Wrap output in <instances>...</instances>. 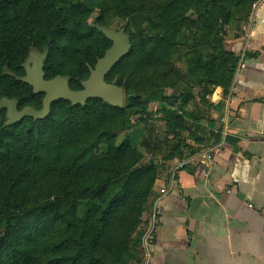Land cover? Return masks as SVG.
<instances>
[{"label": "trees", "instance_id": "1", "mask_svg": "<svg viewBox=\"0 0 264 264\" xmlns=\"http://www.w3.org/2000/svg\"><path fill=\"white\" fill-rule=\"evenodd\" d=\"M91 1L0 0V99H16L18 110L25 106L41 108L43 94L32 95L31 88L20 81L24 74L23 64L28 62L30 52H45V79L56 75L69 76V86L72 90L82 88V81L89 76V66L94 67L97 59L111 46L109 39L99 35L101 51L92 58L84 57L82 67L77 71L75 63L79 60L80 51L95 40V29L99 26L95 22L85 23L84 13L94 7L100 8L101 14L108 10L124 11L132 2ZM181 1L150 0L157 6L160 14L163 10L170 12L177 8ZM254 1L233 0L231 7L241 20ZM165 16L160 17L166 21L174 17ZM181 18L170 23L169 28L172 29V24L181 22ZM230 18L231 13L226 14L223 21L217 22L210 45L208 43L210 50L207 57L200 54L189 59V77L184 75L177 78L179 81L185 80L186 89L177 95L169 96L168 100L164 97L159 102L158 111L163 114L166 134L171 132L176 137L179 133H191L200 129L197 123L186 120V115L190 114L182 110L187 102L194 100L195 93L191 91L194 86L200 87L197 95L201 102H204L206 95L216 87L222 89L223 96L229 93L238 57L223 45L220 26ZM174 37L172 32L169 35L161 34L142 53H134L130 49L109 71L105 80L114 71L122 73L129 69L131 75L141 78L146 70L145 66L154 60L157 63L162 55L169 56L171 51L168 48L174 44ZM136 56L137 59L133 60ZM247 56H250V53ZM50 67L58 69L51 77L47 76L46 70ZM173 80L175 79L169 84L176 88L178 81ZM145 82L144 79L143 84ZM116 85L123 84L117 81ZM160 86L162 85L154 81L146 89ZM125 88L127 93L133 94L130 86ZM24 90H28L33 99H37V103L27 102L29 99L25 97ZM129 100L132 101L130 106L135 104L144 108L145 100L140 95H130ZM98 104L101 105V110H92ZM96 111L102 113L104 123L107 122L106 118L124 116L122 108L100 99H89L85 105L74 106L68 101L56 100L51 103L50 113L45 119L34 120L25 117L15 124L6 123L5 108L0 111V264L100 263V260L94 257L96 238L85 242L74 235L77 220H90L88 222L96 226L98 235H102L110 225L113 214L122 211L140 195L146 173L156 166L135 165L136 167L129 168L132 162L125 161L124 158L127 154L137 153L136 148L127 140L119 146L113 142L115 132L122 128V123H115L112 127L110 125L104 133L99 132L100 129L96 128L98 122L95 121H100L97 119L100 113ZM199 118L196 114L193 120ZM90 136H93L92 140ZM216 138L218 139V136ZM101 140L106 141L107 150L96 154L95 148ZM184 142L185 139L182 138L172 142L164 141V160L191 156L196 148L183 150ZM121 158L125 161L122 166L119 165ZM62 168L78 173L85 172L87 177L88 170H94L97 177L90 181L86 177L81 183L85 184V188L88 184L87 188L93 193L81 196L68 193L61 199L50 200L27 197L31 183H42V178L38 177L51 171H61ZM105 172L110 175H105ZM121 176L124 178L120 179ZM48 230L51 233L48 234ZM34 231L37 233H33ZM74 245L78 246L77 250L73 248Z\"/></svg>", "mask_w": 264, "mask_h": 264}, {"label": "crops", "instance_id": "2", "mask_svg": "<svg viewBox=\"0 0 264 264\" xmlns=\"http://www.w3.org/2000/svg\"><path fill=\"white\" fill-rule=\"evenodd\" d=\"M250 19L225 40L238 57L229 93L216 87L187 111L200 129L180 135L199 154L162 162L171 175L151 193L159 225L148 264H264V0ZM158 151L166 154L164 144Z\"/></svg>", "mask_w": 264, "mask_h": 264}, {"label": "rangeland", "instance_id": "3", "mask_svg": "<svg viewBox=\"0 0 264 264\" xmlns=\"http://www.w3.org/2000/svg\"><path fill=\"white\" fill-rule=\"evenodd\" d=\"M97 1L92 0L91 2L94 3ZM258 1L255 0L251 3L246 16L241 20L234 13V8L231 7L233 0H182L177 6L178 9L174 8L170 12L163 10L161 14L157 6L150 2V0H132L130 6L124 11L120 10L121 12L116 9L114 11H104L101 14L100 8L94 7L92 10L84 13L83 20L85 23L95 22L99 26L95 29V40L87 46L82 47L80 51L79 60L75 63V65L77 64V71L82 67L84 57L88 56L92 58L101 51V43L98 40V36L102 34L107 39L102 32L103 30H122L129 40L130 49L134 53H142L161 34L168 33L169 35L172 32L175 36L173 39L174 44L169 45L168 48L171 51V53L169 52V56L163 57L162 55L161 60L159 58L157 63L154 60L150 65L145 66V68L143 67L146 70H144L141 78L138 75H131V69H129L122 73L114 71L105 80L106 83L116 85L117 81H121L123 84L120 87L124 91V105L121 107L123 110L122 115L124 116L122 117L120 115L121 117H115L113 119L111 117L106 118L107 122L104 123L102 121L104 116L99 111H96V113H100L97 118L100 121H95L98 122V127L96 128L100 129L99 132L104 133L110 125L112 127L115 123H122V128L115 132L113 142L119 146L127 140L136 148L137 153L127 154L124 158L125 161L132 162V166L129 168L140 165H154L156 168L146 173L140 195L122 211L113 214L110 225L102 235H98L99 232L96 226L88 222L90 220L84 218L77 220L74 226V235L85 242L96 238L94 242V257L100 260L99 264H121L123 262L125 264H148L150 247L159 225L158 213L160 199L157 196L152 198L151 193L154 183L160 176L165 180L166 178L169 179L171 175L170 170H166V167L162 164L163 161H166L163 158L166 154L164 153V156H158V150L162 148L164 141L172 142L179 138L185 139L180 133L176 135V138L175 134L171 132L167 134L165 132V134L163 133V123L165 120L162 117L163 114L158 111V104L164 97L168 100L169 96L177 95L186 89L185 80L179 81L177 78L188 75L187 65L189 64V59L200 54L202 57H207L213 31L217 29V22L223 21L226 14L229 15L231 13L230 20L220 26L223 45L228 47L229 44L225 40H229L234 36L239 38L241 33L246 32L244 28L249 26L252 11ZM163 15H166L165 17H174L172 20L166 21L161 19L160 16ZM179 17H182L181 22H176L174 25H171L172 29L169 28L170 23L176 21ZM167 38L169 39V37ZM37 54L45 55V52H38ZM135 59H137V56L133 58V60ZM43 62L44 59L42 60L44 69ZM23 67L24 74L20 77V81L26 75V69L31 67V63L25 62ZM46 70L47 76L51 77L56 73L55 70L58 69L50 67L46 68ZM144 79L146 80L145 84H143ZM172 79H175L173 81H178L176 88L171 87L169 84ZM154 81L162 86L152 87L150 90H147L148 85L150 83L153 84ZM22 82L25 83L24 81ZM27 85L31 88V94L37 95L33 93L32 86ZM126 86L131 87L133 94L125 91ZM18 89L20 90V88ZM191 91L195 93V98L186 103L182 109L183 111L190 110V106L195 110L202 103L199 95H197L199 94L200 87L194 86ZM212 92L206 96H210ZM24 94L29 99L27 102L30 104L37 103V99H33L28 90H24ZM130 95H140L145 100L144 108L135 104L130 106L129 104L132 102L129 100ZM92 110H101V105H96ZM92 137L90 136L91 140ZM184 145L183 150H189L191 147L186 142H184ZM95 150L96 154L106 151V141L101 140ZM196 154L199 153L194 152L190 158L195 157ZM124 159L121 158L119 162L120 166L125 162ZM161 165L163 168L160 167ZM88 172L89 175L87 177L85 172L82 171L78 173L63 168L61 171H51V173L45 176L38 177L42 178V183L38 181L36 185L35 183L30 184L31 189L28 191L29 194L27 197H30V199L50 200L53 198L61 199L68 193L74 196H81L87 193L92 194V190L89 187L87 188L88 184L86 188L85 184H81L86 177L89 181L97 177V173L94 170H88ZM105 175H110V173L105 172ZM122 178L124 176L120 177V179ZM117 183L115 180V184ZM47 232L48 234L51 233L50 230ZM33 233L37 232L34 231ZM73 248L77 250L78 246L74 245Z\"/></svg>", "mask_w": 264, "mask_h": 264}, {"label": "water", "instance_id": "4", "mask_svg": "<svg viewBox=\"0 0 264 264\" xmlns=\"http://www.w3.org/2000/svg\"><path fill=\"white\" fill-rule=\"evenodd\" d=\"M104 35L111 41V46L102 57L98 58L94 67L89 66V76L82 81V88L72 90L69 86V76L56 75L51 79L44 78L42 60L45 55L30 52L28 62L31 67L26 69L22 81L32 86L33 93L43 94L40 109L25 106L18 110L16 99L2 98L0 110L6 109V123L15 124L25 117L42 120L48 117L51 103L56 100L68 101L72 106L85 105L89 99H100L115 107H123V88L115 84L106 83L105 77L109 71L125 57L130 50V43L122 30H103Z\"/></svg>", "mask_w": 264, "mask_h": 264}, {"label": "built area", "instance_id": "5", "mask_svg": "<svg viewBox=\"0 0 264 264\" xmlns=\"http://www.w3.org/2000/svg\"><path fill=\"white\" fill-rule=\"evenodd\" d=\"M245 56V51L243 50L241 53H240V60H242ZM212 149H209V150H206L204 151V153H202V157L203 158H209L210 157V152H211Z\"/></svg>", "mask_w": 264, "mask_h": 264}]
</instances>
